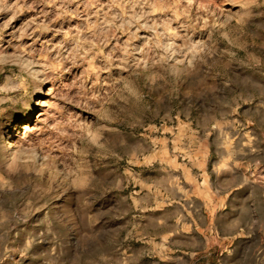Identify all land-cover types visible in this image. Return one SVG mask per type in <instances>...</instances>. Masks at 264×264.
<instances>
[{
  "label": "rangeland",
  "instance_id": "1",
  "mask_svg": "<svg viewBox=\"0 0 264 264\" xmlns=\"http://www.w3.org/2000/svg\"><path fill=\"white\" fill-rule=\"evenodd\" d=\"M0 264H264V0H0Z\"/></svg>",
  "mask_w": 264,
  "mask_h": 264
},
{
  "label": "bare ground",
  "instance_id": "2",
  "mask_svg": "<svg viewBox=\"0 0 264 264\" xmlns=\"http://www.w3.org/2000/svg\"><path fill=\"white\" fill-rule=\"evenodd\" d=\"M7 148V147H6ZM9 149V148H8ZM11 149V148H10Z\"/></svg>",
  "mask_w": 264,
  "mask_h": 264
}]
</instances>
